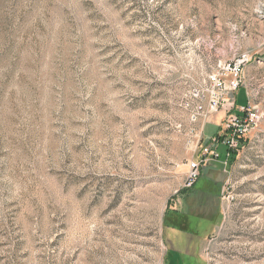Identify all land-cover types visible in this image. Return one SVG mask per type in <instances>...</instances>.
Returning a JSON list of instances; mask_svg holds the SVG:
<instances>
[{"label": "rangeland", "instance_id": "1", "mask_svg": "<svg viewBox=\"0 0 264 264\" xmlns=\"http://www.w3.org/2000/svg\"><path fill=\"white\" fill-rule=\"evenodd\" d=\"M243 56L258 126L187 186ZM186 188L202 264H264V0H0V264H164Z\"/></svg>", "mask_w": 264, "mask_h": 264}, {"label": "built area", "instance_id": "2", "mask_svg": "<svg viewBox=\"0 0 264 264\" xmlns=\"http://www.w3.org/2000/svg\"><path fill=\"white\" fill-rule=\"evenodd\" d=\"M248 59L245 56L231 64L226 63L221 67L219 73L211 75L209 82L211 90H208L207 97L202 96V102L208 101L207 113L212 115L213 112L224 110L227 112L226 117L223 118V127L218 134L209 138V143L201 146V154L199 155V162H194L190 166L189 178L187 186H191L199 177L200 166L203 163H208V155L211 158H217L220 154L218 152L219 146H224L227 156L238 152L244 145L246 136L253 132L258 126L261 119L260 111L250 102L239 105L236 99V93L242 87L241 73L243 64ZM227 71L230 74H227ZM199 96L196 92L194 95ZM200 113H204L202 104L196 106ZM199 113V114H200ZM202 131L198 139V145L201 143Z\"/></svg>", "mask_w": 264, "mask_h": 264}, {"label": "flooded vegetation", "instance_id": "3", "mask_svg": "<svg viewBox=\"0 0 264 264\" xmlns=\"http://www.w3.org/2000/svg\"><path fill=\"white\" fill-rule=\"evenodd\" d=\"M202 195L192 190L188 191L183 194L184 209L175 207L170 214L168 221L171 224L168 231L174 232L175 239L172 240L170 232L169 236H166L168 251L164 264H198L200 253L195 250L198 237H195V230L190 221L193 217H212L219 210L215 195L204 197Z\"/></svg>", "mask_w": 264, "mask_h": 264}, {"label": "crops", "instance_id": "4", "mask_svg": "<svg viewBox=\"0 0 264 264\" xmlns=\"http://www.w3.org/2000/svg\"><path fill=\"white\" fill-rule=\"evenodd\" d=\"M215 125H217V124H215ZM218 126V125H217ZM195 189V193H200V194H202L201 192H200V190L202 189V188H199V189H196V188H194ZM205 193H207V191H208V189L206 188V187H204L203 189H202ZM204 194V193H203ZM191 225H193L194 226V224H196V227L194 226V228L196 229H199L200 228V225L201 226H203V224H202V222H211V220H210V217H208V216H199V217H197V218H195V217H193V219H191ZM198 223V224H197ZM209 224V223H208ZM198 225V226H197ZM200 264H202V261H201V263Z\"/></svg>", "mask_w": 264, "mask_h": 264}, {"label": "trees", "instance_id": "5", "mask_svg": "<svg viewBox=\"0 0 264 264\" xmlns=\"http://www.w3.org/2000/svg\"><path fill=\"white\" fill-rule=\"evenodd\" d=\"M192 188H186L183 190L182 193L186 194L188 191H191ZM192 191H195V189L193 188Z\"/></svg>", "mask_w": 264, "mask_h": 264}]
</instances>
